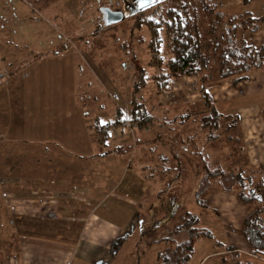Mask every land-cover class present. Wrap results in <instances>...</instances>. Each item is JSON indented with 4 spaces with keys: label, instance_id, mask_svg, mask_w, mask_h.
Listing matches in <instances>:
<instances>
[{
    "label": "crops",
    "instance_id": "obj_1",
    "mask_svg": "<svg viewBox=\"0 0 264 264\" xmlns=\"http://www.w3.org/2000/svg\"><path fill=\"white\" fill-rule=\"evenodd\" d=\"M262 1L253 0L250 4H244L245 11L255 15L263 14ZM256 6L262 8L260 14L256 13ZM243 38L256 49L264 46V22L256 32L244 33ZM61 51L51 56H56L53 58L58 60L62 58L59 54ZM34 61L21 65V70L25 67L28 69ZM69 66L74 68L73 60ZM49 70L53 82H49L52 91L47 103L52 97L53 102L51 100L48 106H40L37 98L31 100L22 87L18 90V86L11 101L13 104L4 100L6 108L1 106L3 102L0 103V120L7 121L10 117L13 126L8 132L11 134L9 138L4 139L0 135L4 139H0V142L8 140L20 144L26 141L41 147L29 151L25 149L24 152L31 154L29 167L18 160L12 163L16 158L11 154H24L22 150L6 153L1 151L6 146L0 148V154L10 159L0 163V172L4 174L6 165H11L15 170L10 177H2L0 174V264H138L139 258L132 257L135 251L139 253L142 249L144 252V248L148 250L152 246H155L153 259L156 264L158 253L164 249L162 240L180 225L185 211L198 214L201 225L213 235L211 239L197 242L189 264L195 260L204 242L208 243L205 258L216 255L221 264L237 262L240 249L245 246L250 249L243 227L245 219L254 213L255 207L243 204L234 191H227L218 183L206 188L201 173V159L210 166L220 163L225 170H243L256 180H264V66L252 71L248 79L238 83L236 88L229 82L221 86L222 98L228 97L224 102L226 112L220 111L225 115L239 116L237 134L236 130L226 133L227 140L233 139L235 146L239 147L236 154L228 146L227 155L214 160L213 151L217 149H214V141L208 143L207 140L197 149L193 147L190 153L185 148L180 149L185 150L190 158H184L180 152L181 168L185 167L189 171L187 179L190 189L188 195L186 191L188 197L184 199L185 205L174 197L170 203L167 201V193L163 192L166 190L167 173L172 169L170 158L173 157L169 142L163 146V142L158 140L151 143L153 137H146V151L139 149L146 161H142V165L148 169L142 184L135 179L127 180L129 172L133 170L128 162L125 169H111L113 176L107 174L101 177L102 164L98 159L115 157L116 160H124L125 155L134 149L138 151V148L135 146L123 156L110 154L101 157L108 149L98 151L94 145L91 148V130L87 126L89 113L83 112L68 97L66 100L65 93L71 95L75 86L73 78L58 73L56 68ZM13 74L16 75L15 72ZM3 77H0L1 83L7 79ZM141 130L145 135L144 132L151 129ZM158 147V154L155 153L158 150H151ZM163 151L166 153L164 157ZM152 153L157 163L151 165L147 160ZM41 154L49 156L46 158V164L49 165L46 170L51 175L40 171L44 164L40 162L45 159ZM192 164L198 165L200 172H192ZM88 169L90 174H85ZM196 186L204 189L201 196L204 207L201 208L195 201L198 191V188L195 190ZM134 242L135 247L130 249ZM229 249L235 250L237 255L231 258L229 252L225 253Z\"/></svg>",
    "mask_w": 264,
    "mask_h": 264
},
{
    "label": "rangeland",
    "instance_id": "obj_2",
    "mask_svg": "<svg viewBox=\"0 0 264 264\" xmlns=\"http://www.w3.org/2000/svg\"><path fill=\"white\" fill-rule=\"evenodd\" d=\"M245 1L246 0H215V3L218 4L219 11L230 16L247 12L245 11L246 6H244ZM117 4H119L120 8L116 7ZM261 5L264 6V0L261 2ZM121 8L122 0H0V77L6 76L7 78L4 79L3 83H1L2 78L0 79V93H2L0 94V103L3 102L1 106H7L4 100L11 102L14 99L15 93H17V86L18 90L22 87L31 100L37 98L40 106H48L53 99L52 97L47 103V98L50 97L52 91L49 82H53L50 78L51 73L49 69L56 68L58 73L68 74V78H73L75 86L72 88L71 95L67 92L65 93L66 100H68V97L71 101L73 100L83 112L89 113V117L87 116L88 127L99 117L103 122L114 117L117 107H122L121 110L123 114L129 120L128 114L131 93L133 91V85L137 83L134 75H136L140 69H146L147 76L150 78L156 76L159 71L155 67L149 66L151 56L148 48V41L150 38L147 29L142 28L134 31L132 29L131 19H124L122 21L113 20L111 13L119 12ZM254 9H256L255 11L257 14L263 11L259 6H256ZM263 14L258 16H262ZM205 27V25H202V30L205 29ZM219 31L220 30H218V33ZM209 38H211L210 35H205V37L202 38V43H206ZM141 39L143 40L140 41ZM162 40L161 54L165 56V60L167 61L170 56L168 54V38L165 34H162ZM59 50H62L59 53L62 58L56 60V58H53L56 56L51 55L56 54ZM65 52L67 53L65 54ZM64 54L67 56H64ZM36 58H40V60ZM30 60L36 61H34L33 64L30 63L31 66H29L28 69L26 67V69H22L24 70L23 73L20 66L28 63ZM72 60L74 61V68L69 66ZM64 67H67V70H64ZM14 72L16 75L12 76ZM216 72L217 67L211 66L210 69L204 70L201 75L205 73L211 74L212 79L210 82L206 83L205 86L211 96H214L213 99L217 108L225 113L226 108L224 102H226L227 99L225 98L228 96L222 98L221 86L224 82H229L231 86L235 88L237 85L230 80L217 81ZM21 73H23V76ZM9 76L12 77L8 79ZM200 79L201 76H185L173 80L168 90L163 93H158L153 79L150 78L147 81L146 86L142 88L140 93L141 100L145 102L150 113H152L157 121L154 124V128L151 127V130L144 132L146 133L145 135L142 133L141 129L133 125H127L125 129L126 133L124 132L123 134H118V129L116 130V128H113V139L110 141L112 144L108 143L106 146H103L99 143L96 134L89 127L88 129L91 130V141L89 142L91 148L94 145L98 151H104L105 148L109 149V147H113L117 144H130L138 148V151L134 149L131 150L128 155H125L124 160H116L115 157L98 159L99 163L101 162L102 164L101 177L107 174L113 176L111 169H125L128 162V165H130V168H133V170L129 172L130 176L127 180L135 179L142 184V182H144L143 178L145 173L148 172V169L144 168L145 166L142 165V161L145 160L142 158V153L140 151H146L147 149L145 144L146 137L151 136L154 139L157 132H159L161 138H164L163 140L161 139L163 146L169 142V146L178 145L179 147V145H181L180 142L176 144L179 138L177 137L178 135H173L174 138L172 139L168 137V135H170L167 132L168 130L172 132V129H174L173 132L177 134L180 133L182 139L185 135L197 134L199 132V126L192 118L201 116L203 113L207 112L203 105L202 94L199 88L193 87L191 84L196 83L200 85ZM10 83L13 84L10 85ZM56 88L57 87L54 89L56 90ZM19 92L20 91H18V94ZM55 92H57V90ZM235 94H237V91ZM11 104H13V102H11ZM186 111L190 112L193 117H190L188 119L189 121L185 119L183 123L179 124V121L174 118L184 114ZM10 119L9 117L7 121L0 120V135H2L4 139L9 138L8 135L10 133L8 132L13 129L11 128L13 126ZM167 119L170 120L171 123L159 127L160 124L164 123ZM224 126L225 125H223L222 129L225 128ZM237 127L235 129L236 134L238 131ZM158 129L164 132L156 131ZM231 132L235 131L233 130ZM203 133L207 132L203 131ZM141 135H144L143 138ZM0 139L3 138L0 136ZM188 140L187 136L183 141L188 142ZM244 142L241 144L243 145ZM213 143L214 149H217L213 151V155L215 156L214 160L216 158L219 159L220 156L224 154L227 155L228 150L226 148L228 146L233 149L232 152L235 154L239 151V147L235 146L233 139L232 141L227 140L226 134H221L218 140ZM188 144L184 143L183 147H186ZM189 145L188 149H186L190 153L194 146L193 144L191 146ZM4 146H6V148H3ZM36 147L37 149H41L39 145L26 141L20 142V144L8 140L0 142V148H3L1 151H6V153L9 151L20 152L22 150L24 152L26 150H36ZM221 148L224 150L219 151L218 149ZM154 149H156V151L158 150L155 153L158 154L160 152V147L152 148L151 150ZM179 152H182L181 155L184 158L190 159L189 155L185 154V150L179 149ZM11 155H14L16 158L14 162L11 161L12 163L18 160L19 162H23L24 165H28V167L31 164L30 153H14ZM154 155L155 154L152 153L148 157L147 163H151V165L157 163ZM162 155H166L165 151L162 152ZM42 156L45 159H43V162L39 161L40 163H44L40 171L43 174H47L48 171L46 167H49V165L46 164V158L49 156L45 154ZM9 160V158H4V156L0 154V163H5ZM119 162H124V166H121ZM170 162L172 169L167 173V181H165L166 184L164 186L166 190H163V192L165 191L164 193H167V201H170V203L174 197L179 203L185 205L186 201H184V199L188 197L187 195L190 189V182L187 179L189 171L187 168L182 167V178L177 177L175 182H171V177L178 173L180 167H178L175 159L170 158ZM108 163L113 164L109 165ZM232 165L231 163V167ZM6 166L7 169L3 170L4 174L2 171L0 172L2 177H10L15 171L11 165ZM192 168L194 169L192 172H200V167L198 165L192 164ZM89 171V169L86 170L85 174H90ZM185 171H187L186 176L184 175ZM98 173H101V171H98ZM122 173L123 171L120 176ZM48 175H51V173H48ZM157 178L163 179L162 176H157ZM168 185L171 186L168 187ZM197 188L198 190L200 188L202 189L201 186L200 188L196 186L195 190ZM191 211H193L192 208ZM205 221L206 219L203 220V222ZM133 247H135V242L134 246L131 243L129 248L133 249ZM139 247L142 248L141 245H139ZM199 248L198 253H196L197 257H195L192 264H221L220 259H217L216 255L205 258L204 255L208 252L207 242L202 243ZM143 250L144 252L142 249L139 251L140 256H138L139 253L137 250L132 257L134 259L139 258L138 264H155L153 259L155 246L149 247L148 250L145 248ZM240 250L241 254H239V260L244 262L250 260L256 264H264V257L253 256L247 246ZM234 251L235 250L229 249L225 251V253L229 252L232 258L233 255H237L236 251ZM234 263L236 264V262Z\"/></svg>",
    "mask_w": 264,
    "mask_h": 264
},
{
    "label": "trees",
    "instance_id": "obj_3",
    "mask_svg": "<svg viewBox=\"0 0 264 264\" xmlns=\"http://www.w3.org/2000/svg\"><path fill=\"white\" fill-rule=\"evenodd\" d=\"M252 1L246 0L245 4H250ZM227 16L218 10V4L215 3V0H168L150 10L128 18L132 20L134 31L146 28L149 33L148 48L151 56L149 66L155 67L159 71L156 76L150 78L154 80L158 93L168 90L173 80L185 76H201L200 85L191 84L193 87L199 88L207 112L201 116L193 117L190 112L186 111L174 118L181 124L185 119L188 120L193 117L192 120L198 123L199 132L183 136L184 138L188 136L189 139L188 142H184L180 133L173 132L174 129L172 132L167 131L170 134L168 137L172 139L174 138L173 135H178L176 144L179 142L181 144L179 147L178 145L171 146V155L180 167L176 177L171 182H175L177 177L182 178L183 176V169L179 162V149L185 148L187 151L189 144V146L193 144L197 149L205 140L208 143L216 141L221 134L231 132L237 127L239 116L225 115L217 108L213 97L205 86L211 81L212 76L210 73L202 75L201 73L210 69L211 66H216L217 81L230 80L237 85L247 80L252 71L259 70L264 66V46L256 49L243 38L244 33L256 31L264 21V17L255 15L251 11ZM202 25L206 26L203 30ZM218 30H220L219 33ZM162 34H165L169 43L168 54L170 57L167 61L165 56L161 54ZM205 35H210L211 38L203 44L202 38ZM134 76L137 83L133 85L131 93L129 120L122 110L117 108L114 117L108 121L103 122L97 119L89 126L103 146L110 144L113 139V128L118 129V134H123L127 125H133L139 129L154 128L157 120L150 113L145 102L141 100L140 94L150 78L147 76L146 69H140ZM170 123V120L167 119L159 127ZM223 125H225L224 129H222ZM203 131L207 133H203ZM157 134V137L150 141L151 143L161 141L159 132ZM184 143L189 144L183 147ZM133 147L130 144H117L104 151L100 156L106 157L110 154L123 156ZM197 154L199 156L200 151ZM201 160V173L206 188L218 183L224 189L226 188L225 190L234 191L243 204L255 207L254 213L244 221L243 234L249 244L251 254L264 257V180H256L243 170H225L220 163L210 166L209 163ZM170 186L168 185V187ZM203 190L199 189L196 194L195 201L199 208L204 207L201 199ZM212 237L211 231L201 225L198 214L185 211L180 225L162 240L164 249L158 253L156 264H189L193 258L197 242ZM239 259L236 264H256L250 260L244 262Z\"/></svg>",
    "mask_w": 264,
    "mask_h": 264
},
{
    "label": "water",
    "instance_id": "obj_4",
    "mask_svg": "<svg viewBox=\"0 0 264 264\" xmlns=\"http://www.w3.org/2000/svg\"><path fill=\"white\" fill-rule=\"evenodd\" d=\"M168 0H122L119 12L111 13L114 21H122L152 9Z\"/></svg>",
    "mask_w": 264,
    "mask_h": 264
},
{
    "label": "built area",
    "instance_id": "obj_5",
    "mask_svg": "<svg viewBox=\"0 0 264 264\" xmlns=\"http://www.w3.org/2000/svg\"><path fill=\"white\" fill-rule=\"evenodd\" d=\"M116 7H117V8H120V7H119V4H117V6H116Z\"/></svg>",
    "mask_w": 264,
    "mask_h": 264
}]
</instances>
